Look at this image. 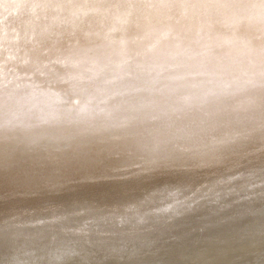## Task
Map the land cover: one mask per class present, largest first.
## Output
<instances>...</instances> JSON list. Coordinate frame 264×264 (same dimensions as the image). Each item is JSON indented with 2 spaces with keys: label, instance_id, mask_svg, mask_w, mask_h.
Segmentation results:
<instances>
[{
  "label": "bare ground",
  "instance_id": "obj_1",
  "mask_svg": "<svg viewBox=\"0 0 264 264\" xmlns=\"http://www.w3.org/2000/svg\"><path fill=\"white\" fill-rule=\"evenodd\" d=\"M7 2L0 89L29 110L0 108V237L31 264H264V0Z\"/></svg>",
  "mask_w": 264,
  "mask_h": 264
},
{
  "label": "clouds",
  "instance_id": "obj_2",
  "mask_svg": "<svg viewBox=\"0 0 264 264\" xmlns=\"http://www.w3.org/2000/svg\"><path fill=\"white\" fill-rule=\"evenodd\" d=\"M13 5L4 0L0 3V8H3L5 12L9 11ZM0 108L5 111H20L27 112L28 109V93L25 86L17 85L11 89H0ZM9 146L0 145V151L7 154L9 152ZM0 241H5L0 244L3 251L0 252V264H31L30 260H24L21 258V249L16 243H7L6 237H0Z\"/></svg>",
  "mask_w": 264,
  "mask_h": 264
}]
</instances>
